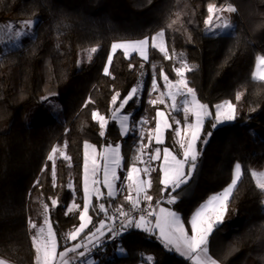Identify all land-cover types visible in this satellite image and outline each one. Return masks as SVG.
<instances>
[{"label":"trees","instance_id":"obj_1","mask_svg":"<svg viewBox=\"0 0 264 264\" xmlns=\"http://www.w3.org/2000/svg\"><path fill=\"white\" fill-rule=\"evenodd\" d=\"M209 3L236 7L237 12L223 14L232 21L234 30L204 33ZM178 12L180 23L167 28ZM35 17L34 37L0 56V258L11 264H33L28 221L42 224L43 204L48 205L60 248L65 243L63 228L72 225L79 213L75 210L66 215L67 207L74 199L82 206L84 141L97 147L120 143L125 169L131 162L139 144V125L122 137L112 122L101 137L98 124L91 119L92 110L109 115L114 91L123 97L142 78L140 95L125 109L133 114L132 121L147 119L145 129L154 128L156 109L169 111L164 105L148 103L159 95L149 96L154 72L159 77L163 68L171 80L176 79V61L165 60L156 49H149L146 63L135 54L131 60L125 59L118 51L110 66L112 75L103 74L114 41L150 37L164 28L169 54L173 50L183 53L187 62L196 66L187 73V79L198 99L211 111L213 105L229 99L237 104L238 112L235 121L215 129L212 119L206 121L204 134H212L206 144H199L202 154L196 171L190 183L178 190L180 199L172 207L187 220L200 203L230 182L232 167L239 161L245 175L226 219L210 236L209 250L219 264H264V196L255 189L249 174L250 170L264 169V83L251 80L255 56L264 54V0H0V22ZM94 46L99 50L91 62L75 69L77 51ZM129 63L134 65L131 70ZM163 84L158 79L160 90ZM238 90L244 95L237 103ZM51 94L57 97L63 121L45 119L26 124L28 110ZM89 97L94 103L84 107ZM43 111L37 107L32 115L37 118ZM170 131L162 146L177 150L170 142ZM146 137L145 132V144ZM65 141L70 161L56 159L53 187L52 163L46 156L51 147L62 146ZM151 179L149 194L154 203L161 195L158 171L151 173ZM69 182L72 189L67 186ZM124 195L107 202L114 208L124 203ZM51 199H57L56 207H52ZM117 244L125 249L123 254L115 250ZM141 254L154 257L155 264H189L166 250L155 235L135 228L96 254V264H144Z\"/></svg>","mask_w":264,"mask_h":264},{"label":"snow or ice","instance_id":"obj_2","mask_svg":"<svg viewBox=\"0 0 264 264\" xmlns=\"http://www.w3.org/2000/svg\"><path fill=\"white\" fill-rule=\"evenodd\" d=\"M236 7L231 3L217 5L209 3L207 5V16L203 20L204 32L220 34L228 30H234L232 21L224 16V13H235ZM180 13H176V18L171 19L167 28L172 29L174 25L180 23ZM192 21H189L191 23ZM35 24L34 20L20 22V25L13 29L12 24L3 26L12 31L15 38L21 37L25 30H30ZM191 40V36L188 37ZM156 49L163 54L165 60H175L173 72L176 79L171 80L163 68L159 71V77L152 76L151 90L159 93L154 99H149L150 105H164L169 111L156 109L155 127L145 129L149 123L147 119L138 122L132 121V113L126 112V106L134 98H137L142 91V84L132 87L126 95L121 97L119 91H114L111 95L109 105V115L102 114L94 109L91 112V119L99 126V135L105 136L107 126L114 122L118 125L121 136H126L134 132L139 125V144L135 153L128 163L126 169L125 158L121 154V145L111 142L101 145L98 149L96 145L84 141L83 143V163H82V206L73 202L67 207L66 215L75 210L79 211L78 226H74L71 231L65 234L64 239L71 243L60 249L57 235L49 219V208L43 204V223L37 225L29 219L28 227L30 232L31 246L34 251L33 264H93L92 260H82L89 256L93 250L99 249L103 244V237L112 241L122 236L128 229L135 228L149 235H155L163 247L168 251H174L183 257L189 264H219L213 258L209 250V240L211 234L224 222L228 206L234 198L238 184L245 175L242 164L237 161L231 170V179L225 187L207 197L196 207L191 216L185 220L180 213L172 207L180 199L178 190L188 185L198 166V160L202 154L199 144H206L211 132L204 134V127L207 120L212 119V128L225 122L235 121L238 117L237 104L225 99L213 105L215 112L210 106L203 103L197 97L196 90L190 86L187 73L196 70L195 65H190L184 54H177L175 50L169 54L165 29L161 28L153 35L144 36L142 39H122L111 44V50L107 56V63L103 68L105 76H111L110 66L114 56L118 51H122L125 59L131 60L134 54L139 55L145 63L149 61V49ZM99 50V46L87 49V58L91 62L92 56ZM79 63V61H78ZM178 65V66H177ZM134 67L129 63V69ZM141 68L144 63H141ZM153 65V69H155ZM114 78V77H113ZM158 79H162L163 90L158 86ZM251 80L257 83H264V54L255 56V65L251 72ZM243 92L235 93V100L238 103ZM44 99H47L45 97ZM94 101L89 97L84 107ZM176 113H182L183 119H178ZM172 130L175 145L178 151L169 147L161 148L164 144L165 132ZM67 131V130H66ZM145 132L148 143L145 144ZM157 145L152 148V143ZM67 141L63 147L55 145L46 156V161L52 163V183L56 186V159L57 155L65 161H70L66 154ZM46 169H42L44 171ZM159 173L160 198L153 203V197L149 194L152 187L151 173ZM121 172H124L123 177ZM251 180L255 189L264 196V170H250ZM39 181H37L38 183ZM68 188L72 189L73 184L68 183ZM124 203L116 205L109 212L112 205L103 202L105 198L114 200L118 195L125 193ZM75 196V191H74ZM58 204L57 199H51L52 207ZM125 204L128 206L125 207ZM167 205V206H165ZM264 206V199L261 200ZM97 215L103 213L104 218L100 219L93 229L85 233L90 224H93V217L90 212L96 211ZM82 234H84L82 236ZM82 249V250H81ZM115 250L121 254L125 252L122 245H115ZM144 264H155L154 257L143 256ZM0 264H9L8 261L0 258Z\"/></svg>","mask_w":264,"mask_h":264},{"label":"rangeland","instance_id":"obj_3","mask_svg":"<svg viewBox=\"0 0 264 264\" xmlns=\"http://www.w3.org/2000/svg\"><path fill=\"white\" fill-rule=\"evenodd\" d=\"M26 20H34L35 24H34L32 29L25 30L24 34L21 37H19V38H15L13 36V34H12V31H10L7 28L3 27L5 25L12 24L13 29H15V28H17L20 25V22L26 21ZM37 22H38V18L37 17L32 18V19H7L5 21L0 22V56L4 52H6V51H8L10 49H15V48L20 47L27 40L33 38L34 35H35V28H36ZM207 34H212V33H207ZM212 35H214V34H212ZM87 49H89V48L81 49V50L77 51L75 69H81V68L85 67L89 63L88 58H87V51H86ZM78 61H79V63H78ZM142 82H143L142 78H140L135 86H137L138 84H143ZM45 97H47V99H44ZM45 97L41 98L40 102L38 104L33 105V107L30 110H28V114L26 115V124L29 125V124L41 122L42 120H45V119H52V120H55V121H63V115H62L61 108L59 106V103H58L56 95L55 94H51V95H48V96H45ZM37 107L42 108L44 111L41 113V115L39 117L35 118L32 115V111H33V109H36ZM126 112H128V111H126ZM212 112L214 114V112H215L214 107H213ZM176 116H177L178 119H181V120L183 119L182 113H176ZM225 123H229V122H225ZM225 123H222V124H225ZM222 124H220V125H222ZM165 138H166V136L164 137V139ZM170 142H172L175 145V141H174V138H173L172 130L170 131ZM113 145H115V144H113ZM61 147H63V145ZM151 147L154 148V146H152V145H151ZM160 147L163 148V147H168V146H160ZM175 147H176V149L178 151V146L175 145ZM97 148L99 149L100 147H97ZM170 149H172V148H170ZM58 157H59V155H57V158ZM82 163H83V160H82ZM81 179H82V169H81ZM81 189H82V183H81ZM125 194H126V190H125ZM82 196H83V192H82ZM107 200H108L107 198H105L103 200V202L106 204V206L110 204V203L107 202ZM82 203H83V201H82ZM113 209L114 208L112 206V208L109 209V212L111 213V211ZM97 212H98V209L96 211L90 212V215L93 217V224L89 225L88 229L85 230V233H87L89 230L93 229V227H94L93 225H97L98 221L100 219L104 218L103 213H100L99 215H97ZM225 219H226V216L224 217V220ZM42 223H43V221H42ZM79 223H80V221H79V219L77 217V223H76L75 226H78ZM73 227L71 229H69L67 232H65L64 236H65L66 233L71 231L73 229ZM83 235L84 234H82V236ZM63 239H64V237H63ZM103 239H104V241H103L104 245L109 243V238L103 237L102 240ZM64 242L65 243L63 245H61V248L59 250H63V247L65 245L71 246V243H75V242H67V241H65V239H64ZM82 260H92L93 264L94 263L96 264L98 262V256L97 255L87 256L85 258H82ZM79 264H81V261H79Z\"/></svg>","mask_w":264,"mask_h":264},{"label":"built area","instance_id":"obj_4","mask_svg":"<svg viewBox=\"0 0 264 264\" xmlns=\"http://www.w3.org/2000/svg\"><path fill=\"white\" fill-rule=\"evenodd\" d=\"M125 207L127 208L128 206L127 205H125ZM121 238H122V236H120L119 238H117V240L116 241H112L111 239H109V243H118L120 240H121ZM108 243V244H109ZM107 244H102V247H100L99 249H95V250H93V252L89 255V256H93V255H96V254H98V253H101L104 249H105V246H106ZM76 264H79V261H77L76 262Z\"/></svg>","mask_w":264,"mask_h":264},{"label":"crops","instance_id":"obj_5","mask_svg":"<svg viewBox=\"0 0 264 264\" xmlns=\"http://www.w3.org/2000/svg\"><path fill=\"white\" fill-rule=\"evenodd\" d=\"M135 55H137V54H135ZM138 56V55H137ZM139 57V56H138ZM167 132V131H166ZM166 132H165V134H166ZM166 136V135H165ZM165 141H166V138L164 139V143H165ZM152 146H157V145H155V143L153 142L152 143ZM160 146H162V145H160ZM165 206H167V205H165ZM79 214V213H78ZM77 217H78V215H77ZM77 217H76V219L74 220V222H73V224L72 225H70V226H68V227H64L63 228V232L65 233V232H67L69 229H71L73 226H75L76 225V223H77ZM99 222V221H98ZM94 226V225H93ZM103 241H104V239H103ZM174 252V251H173ZM175 253V252H174ZM118 254H119V252H118ZM177 254V253H176ZM177 255H179V254H177ZM180 256V255H179ZM181 257V256H180ZM183 258V257H182ZM9 264H11L10 262H9ZM95 264V263H94Z\"/></svg>","mask_w":264,"mask_h":264}]
</instances>
